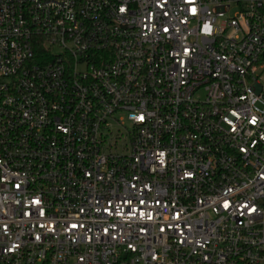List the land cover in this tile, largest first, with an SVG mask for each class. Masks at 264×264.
Wrapping results in <instances>:
<instances>
[{
  "label": "built area",
  "instance_id": "1",
  "mask_svg": "<svg viewBox=\"0 0 264 264\" xmlns=\"http://www.w3.org/2000/svg\"><path fill=\"white\" fill-rule=\"evenodd\" d=\"M0 264H264V0H0Z\"/></svg>",
  "mask_w": 264,
  "mask_h": 264
},
{
  "label": "snow or ice",
  "instance_id": "2",
  "mask_svg": "<svg viewBox=\"0 0 264 264\" xmlns=\"http://www.w3.org/2000/svg\"><path fill=\"white\" fill-rule=\"evenodd\" d=\"M122 11H123V9H122ZM140 119H143V117H140ZM228 205H227V203L225 204V207H227ZM245 207H246V205H245ZM252 211H255V209H252ZM73 227H75V225H73Z\"/></svg>",
  "mask_w": 264,
  "mask_h": 264
}]
</instances>
